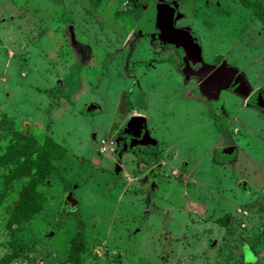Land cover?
I'll return each mask as SVG.
<instances>
[{
    "label": "rangeland",
    "instance_id": "rangeland-1",
    "mask_svg": "<svg viewBox=\"0 0 264 264\" xmlns=\"http://www.w3.org/2000/svg\"><path fill=\"white\" fill-rule=\"evenodd\" d=\"M10 128L67 156L14 234L0 165V264H264V21L238 0H0V154Z\"/></svg>",
    "mask_w": 264,
    "mask_h": 264
},
{
    "label": "trees",
    "instance_id": "trees-1",
    "mask_svg": "<svg viewBox=\"0 0 264 264\" xmlns=\"http://www.w3.org/2000/svg\"><path fill=\"white\" fill-rule=\"evenodd\" d=\"M238 2L264 21V4L257 0H238ZM93 105L96 106V104H87L88 107ZM7 119L3 114L1 121L7 122ZM7 132L10 133V138L4 147V152L0 154V165L7 168L5 185L8 186L16 178H26L10 211L9 228L14 234L12 225L30 220L43 207L45 195L38 186L52 175L60 176L56 161L67 156V148L49 134H43L38 139L32 132H22V128H10ZM74 255L78 260L79 251L76 248Z\"/></svg>",
    "mask_w": 264,
    "mask_h": 264
},
{
    "label": "water",
    "instance_id": "water-1",
    "mask_svg": "<svg viewBox=\"0 0 264 264\" xmlns=\"http://www.w3.org/2000/svg\"><path fill=\"white\" fill-rule=\"evenodd\" d=\"M157 7L160 9L162 14L165 17V21L162 23V28L164 30V35L174 41L177 45H179L187 55L191 56L193 59H201V50L199 45L194 41L191 32L186 28H177L173 25L176 8L175 6H171L168 3H156L154 5H150V8ZM244 87V83H241ZM231 89H237L233 84L231 85ZM144 117L141 115H133L129 117L120 127L118 133L126 131L130 136L133 132H135L136 136H139L144 131ZM132 139V138H131ZM232 146L225 147V151L232 150ZM121 170V166L118 163H114V171L118 173ZM51 234V233H50Z\"/></svg>",
    "mask_w": 264,
    "mask_h": 264
},
{
    "label": "flooded vegetation",
    "instance_id": "flooded-vegetation-1",
    "mask_svg": "<svg viewBox=\"0 0 264 264\" xmlns=\"http://www.w3.org/2000/svg\"><path fill=\"white\" fill-rule=\"evenodd\" d=\"M175 27H177V26H175ZM177 28H183V27H177ZM193 36V35H192ZM163 39H165V40H167V41H169L170 40V42L172 41L170 38H168V37H166V36H161ZM194 39V38H193ZM195 41V40H194ZM175 45H177L174 41H172ZM196 42V41H195ZM178 47H179V49H181L184 53H185V51L179 46V45H177ZM201 62L200 63H202L203 61L202 60H200ZM201 65V64H200ZM199 68V66H197V67H195L194 69H198ZM195 73V72H194ZM230 74V73H229ZM230 76H231V74H230ZM242 78V77H241ZM218 81H219V79H218ZM242 92V91H241ZM124 123V122H123ZM122 123V124H123ZM121 127V126H120ZM120 127L118 128V130L120 129ZM118 130H117V133H118ZM118 134H121V135H126V138H124V140H122L121 142H118V143H116V144H118V146H122V143L125 141V142H130L132 139H136V138H138L137 136H136V134H135V132H133L132 134H131V136L126 132V131H124V132H121V133H118ZM142 135V134H141ZM141 135L139 136V137H141ZM132 138V139H131Z\"/></svg>",
    "mask_w": 264,
    "mask_h": 264
},
{
    "label": "built area",
    "instance_id": "built-area-1",
    "mask_svg": "<svg viewBox=\"0 0 264 264\" xmlns=\"http://www.w3.org/2000/svg\"><path fill=\"white\" fill-rule=\"evenodd\" d=\"M101 141H102V143L107 142V144L109 143V144H111V145L114 143V141H113L112 139H109V140H108V139H107V140L102 139ZM103 148H104V146L101 145V149H103Z\"/></svg>",
    "mask_w": 264,
    "mask_h": 264
},
{
    "label": "crops",
    "instance_id": "crops-1",
    "mask_svg": "<svg viewBox=\"0 0 264 264\" xmlns=\"http://www.w3.org/2000/svg\"><path fill=\"white\" fill-rule=\"evenodd\" d=\"M113 144H115V143H113Z\"/></svg>",
    "mask_w": 264,
    "mask_h": 264
}]
</instances>
